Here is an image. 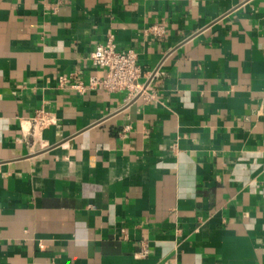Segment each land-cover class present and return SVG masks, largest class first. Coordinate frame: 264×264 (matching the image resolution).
Listing matches in <instances>:
<instances>
[{"label":"crops","instance_id":"obj_1","mask_svg":"<svg viewBox=\"0 0 264 264\" xmlns=\"http://www.w3.org/2000/svg\"><path fill=\"white\" fill-rule=\"evenodd\" d=\"M0 264H264V0H0Z\"/></svg>","mask_w":264,"mask_h":264},{"label":"built area","instance_id":"obj_2","mask_svg":"<svg viewBox=\"0 0 264 264\" xmlns=\"http://www.w3.org/2000/svg\"><path fill=\"white\" fill-rule=\"evenodd\" d=\"M152 29L156 35L163 33V27L160 25H155ZM88 58L93 66L102 68L104 73L89 76L86 83L81 81L72 83L70 86L77 92L126 91L129 95H135L141 91V86L138 84L140 68L137 64V55L132 49L116 50L114 44L108 41L96 45ZM50 123L52 118L43 111H40L33 119L34 128H42Z\"/></svg>","mask_w":264,"mask_h":264}]
</instances>
